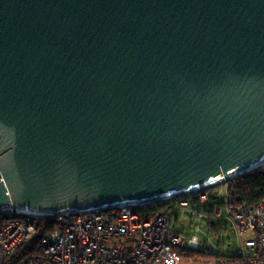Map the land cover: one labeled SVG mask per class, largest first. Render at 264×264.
I'll return each mask as SVG.
<instances>
[{
	"label": "water",
	"instance_id": "1",
	"mask_svg": "<svg viewBox=\"0 0 264 264\" xmlns=\"http://www.w3.org/2000/svg\"><path fill=\"white\" fill-rule=\"evenodd\" d=\"M264 166V0H0V208L142 206Z\"/></svg>",
	"mask_w": 264,
	"mask_h": 264
},
{
	"label": "built area",
	"instance_id": "2",
	"mask_svg": "<svg viewBox=\"0 0 264 264\" xmlns=\"http://www.w3.org/2000/svg\"><path fill=\"white\" fill-rule=\"evenodd\" d=\"M222 186L170 198L172 214L156 207L151 219H141L136 205L56 213L59 227L42 238V253L17 264H180L181 249L202 250L216 264H264V198L232 205L229 184ZM39 221V214L0 208V262Z\"/></svg>",
	"mask_w": 264,
	"mask_h": 264
},
{
	"label": "trees",
	"instance_id": "3",
	"mask_svg": "<svg viewBox=\"0 0 264 264\" xmlns=\"http://www.w3.org/2000/svg\"><path fill=\"white\" fill-rule=\"evenodd\" d=\"M228 193L231 196L232 205L242 206L244 204L258 203L264 198V166L231 180L228 186ZM174 199L177 200L176 198ZM174 199L170 203L157 201L152 204L137 206L136 211L141 219H151L156 207L165 211V213L172 214L175 204ZM56 226L57 221L55 217L42 216L35 233L22 243L12 255L0 262V264H17L23 259L39 256L42 253V238L49 234ZM179 252L181 261L185 259L189 261L215 260L214 256L202 250L181 249Z\"/></svg>",
	"mask_w": 264,
	"mask_h": 264
},
{
	"label": "rangeland",
	"instance_id": "4",
	"mask_svg": "<svg viewBox=\"0 0 264 264\" xmlns=\"http://www.w3.org/2000/svg\"><path fill=\"white\" fill-rule=\"evenodd\" d=\"M230 182L231 181H229V183L228 182L224 183L223 186H222V190H225L227 188L228 184H230ZM206 191H210V190L208 189ZM189 233H190L189 231L185 232L186 235H188ZM181 264H216V261L214 259L213 260L212 259L211 260H207V261H205V260L204 261H198V260L189 261V260L185 259V260L181 261Z\"/></svg>",
	"mask_w": 264,
	"mask_h": 264
},
{
	"label": "bare ground",
	"instance_id": "5",
	"mask_svg": "<svg viewBox=\"0 0 264 264\" xmlns=\"http://www.w3.org/2000/svg\"><path fill=\"white\" fill-rule=\"evenodd\" d=\"M12 209H14L16 212H19V213H24V214H27V215H37V214H39L40 215V219H41V217L42 216H49V214H41V213H38V212H35V211H32V210H30V209H27V208H13V207H11ZM51 215H53V214H51ZM55 215V214H54ZM57 215V214H56ZM55 215V216H56ZM57 218H55L56 219V221H57V226L56 227H59V219H58V216H56ZM55 227V228H56ZM54 228V229H55ZM53 229V230H54ZM52 230V231H53ZM52 231H50V232H52Z\"/></svg>",
	"mask_w": 264,
	"mask_h": 264
}]
</instances>
